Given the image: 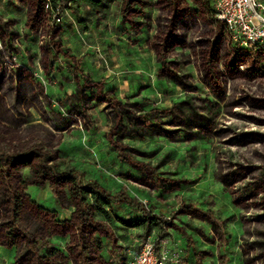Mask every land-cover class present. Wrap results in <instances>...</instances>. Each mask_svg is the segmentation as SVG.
<instances>
[{
	"label": "rangeland",
	"instance_id": "1",
	"mask_svg": "<svg viewBox=\"0 0 264 264\" xmlns=\"http://www.w3.org/2000/svg\"><path fill=\"white\" fill-rule=\"evenodd\" d=\"M35 3L0 0V264H127L142 244L117 222L80 229L41 156L163 217L167 264H264V58L210 0L77 2L59 20Z\"/></svg>",
	"mask_w": 264,
	"mask_h": 264
},
{
	"label": "trees",
	"instance_id": "2",
	"mask_svg": "<svg viewBox=\"0 0 264 264\" xmlns=\"http://www.w3.org/2000/svg\"><path fill=\"white\" fill-rule=\"evenodd\" d=\"M46 0H36L35 3V14L37 16L43 11V7ZM48 3L46 5L48 8L52 9L54 12L57 9V17L56 20H59L61 16L63 15V12L65 9H69L71 4H75L77 2H80L83 7L85 8V14L89 16H97L103 11L107 10L109 7V4L112 2V0H47ZM77 8V7H75ZM214 12V10H213ZM75 13H78L75 11ZM216 22H220L217 19H215ZM221 23V22H220ZM223 24V23H222ZM53 32H56V29H53ZM254 51L258 53L259 56H262L264 58V47L263 48H254ZM103 96L107 94H103ZM108 102H114L112 98L107 99ZM71 108H78L79 106L77 104H70ZM67 107V109L69 108ZM29 156H26V161H28ZM41 162L45 164V167L49 172L52 174V178L54 180V186L52 187L53 193L56 192V187L58 183H66L71 182L72 183V194L74 199L76 200V206L78 210L80 211V223L78 224L79 228L82 229L85 227L86 221L92 223L90 226L92 227L93 224H95L94 228H106L103 223L112 224L114 222H117L120 224V226L124 229H142V235H141V243L147 241L149 238L151 232L155 227L158 228V234L156 235V239L154 240V247L155 252L157 255H159L161 250V245L168 237V234L166 233V226L169 225L166 220L161 217L160 215H157L153 212H151L149 209L145 207V205L141 202L136 201L135 199H131L126 195L122 194H116L112 195L102 188H100L95 183H83L81 179V175L74 170H68L65 172H59L57 169H54L53 167H48L46 165L47 157L41 156L40 157ZM126 205L128 207L133 208L136 213L138 214L139 218L135 220H130L123 218L119 216L116 213V207ZM101 216L103 218V221H93L95 217ZM86 220V221H85ZM216 223V222H215ZM110 239V238H109ZM114 239L109 240V243L112 244ZM34 244H36L34 242ZM26 256L29 254H34L33 249H27ZM84 248L80 246L78 248V252L81 257L86 258V256L83 253ZM139 250V249H137ZM117 256H122L121 253H117ZM177 264H183L182 259L177 260Z\"/></svg>",
	"mask_w": 264,
	"mask_h": 264
},
{
	"label": "built area",
	"instance_id": "3",
	"mask_svg": "<svg viewBox=\"0 0 264 264\" xmlns=\"http://www.w3.org/2000/svg\"><path fill=\"white\" fill-rule=\"evenodd\" d=\"M215 18L223 23L226 31L240 44L264 47V4L258 0H210ZM46 7H48L46 5ZM1 47V42H0ZM167 255L155 252L154 243L147 239L138 253L127 264H167Z\"/></svg>",
	"mask_w": 264,
	"mask_h": 264
},
{
	"label": "crops",
	"instance_id": "4",
	"mask_svg": "<svg viewBox=\"0 0 264 264\" xmlns=\"http://www.w3.org/2000/svg\"><path fill=\"white\" fill-rule=\"evenodd\" d=\"M258 1H260V0H258ZM260 2H261V1H260ZM262 3L264 4V2H262ZM213 10H214V9H213ZM91 17H95V16H91ZM140 246H141V245H140ZM140 246L137 247V249H140ZM137 249L135 250V254H134V256H135V255L138 253V251H139V250H137Z\"/></svg>",
	"mask_w": 264,
	"mask_h": 264
}]
</instances>
